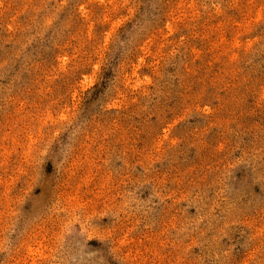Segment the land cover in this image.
Masks as SVG:
<instances>
[{"label":"rangeland","instance_id":"rangeland-1","mask_svg":"<svg viewBox=\"0 0 264 264\" xmlns=\"http://www.w3.org/2000/svg\"><path fill=\"white\" fill-rule=\"evenodd\" d=\"M0 264H264V0H0Z\"/></svg>","mask_w":264,"mask_h":264}]
</instances>
